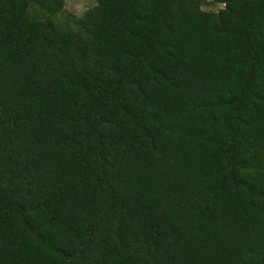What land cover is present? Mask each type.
Returning <instances> with one entry per match:
<instances>
[{
  "label": "trees",
  "instance_id": "trees-1",
  "mask_svg": "<svg viewBox=\"0 0 264 264\" xmlns=\"http://www.w3.org/2000/svg\"><path fill=\"white\" fill-rule=\"evenodd\" d=\"M0 0V264H264V0Z\"/></svg>",
  "mask_w": 264,
  "mask_h": 264
},
{
  "label": "rangeland",
  "instance_id": "rangeland-1",
  "mask_svg": "<svg viewBox=\"0 0 264 264\" xmlns=\"http://www.w3.org/2000/svg\"><path fill=\"white\" fill-rule=\"evenodd\" d=\"M95 0H65L63 12L74 17H80L86 9L93 6ZM223 4L214 3L213 0H204L202 7L204 10L218 11Z\"/></svg>",
  "mask_w": 264,
  "mask_h": 264
}]
</instances>
